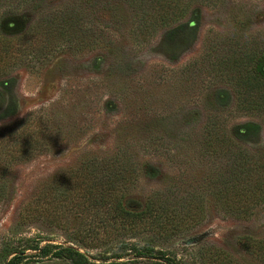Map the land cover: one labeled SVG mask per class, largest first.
Wrapping results in <instances>:
<instances>
[{
  "label": "rangeland",
  "instance_id": "obj_1",
  "mask_svg": "<svg viewBox=\"0 0 264 264\" xmlns=\"http://www.w3.org/2000/svg\"><path fill=\"white\" fill-rule=\"evenodd\" d=\"M168 2L171 19L154 29L143 26L141 0H40L15 13L8 0L0 3L7 43L56 12L74 10L82 23L73 40L59 39L43 56L15 68L7 60L0 70L6 94L0 105V260L30 239L71 246L95 259L124 253L115 243L101 249L76 243L67 232L79 227L78 215L69 217L66 230L21 221L23 207L53 175L83 158L121 151L137 174L124 194L129 208L141 210L162 192L170 206L187 203L191 215L176 233L141 227L122 239L186 264H208L221 252L235 264H264L263 255L245 246L264 242V200L245 218L224 209L215 190L233 158L214 142L253 123L257 127L240 143L254 158L264 156V114L238 107L221 63L237 48L264 54V0ZM25 142L32 151L7 155L6 145ZM145 259L125 254L119 260ZM50 262L35 256L22 264Z\"/></svg>",
  "mask_w": 264,
  "mask_h": 264
},
{
  "label": "trees",
  "instance_id": "obj_2",
  "mask_svg": "<svg viewBox=\"0 0 264 264\" xmlns=\"http://www.w3.org/2000/svg\"><path fill=\"white\" fill-rule=\"evenodd\" d=\"M168 1L141 0L146 16L143 26L154 29L157 22L171 19L172 6ZM27 2L40 3V0H8L9 11L15 13ZM166 24L169 22L160 25ZM80 32L82 23L74 10L45 17L25 31L15 32L14 38L8 43L0 29V70L7 60L15 68L28 59L43 56L51 44L59 39L73 40V36ZM221 63L222 71L231 79L238 95V107L264 114V54H251L246 48H237ZM5 96L4 90H0V105L4 103ZM256 127L253 123L241 125L236 128L235 138L216 136L214 140L218 147L224 148L222 151L233 158L232 166L221 173L220 186L215 190L216 197L224 209L230 211L228 213L240 218L250 216L253 206L264 200V156L254 158L240 143ZM27 145L25 142L21 147L12 148L8 144L5 151L12 157L15 153L27 154L32 151V146ZM149 168L154 169L153 166ZM136 175L131 158L121 151L110 157L83 158L77 166L65 168L53 175L43 192L39 193L35 201L26 204L21 213L22 222L42 221L65 230L69 217L78 215L79 227L67 232L76 243L87 249H101L115 243L124 253L110 256L102 254L99 259H95L71 246L53 243L42 245L40 241L33 243L34 240L30 239V244L22 250L8 249V254L16 253L0 260V264H22L35 256L51 261L46 264H186L173 257L157 255H164L163 251L156 252L148 246L141 247L134 241L122 239L141 227L157 228L165 234H173L183 222L191 218L190 211L185 210L187 203L170 206L168 200L162 198V192L151 198L141 210L129 208L124 201V194L134 184ZM154 175H158L157 171ZM245 246L250 252L264 256V242H247ZM29 249L38 252L26 254ZM125 254L147 259L120 261ZM208 264L235 263L231 256L221 252L211 257Z\"/></svg>",
  "mask_w": 264,
  "mask_h": 264
}]
</instances>
